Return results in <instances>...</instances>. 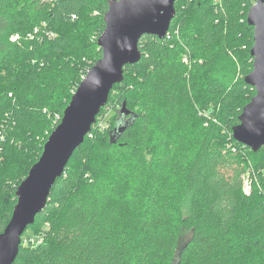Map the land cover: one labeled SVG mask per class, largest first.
<instances>
[{
	"label": "trees",
	"instance_id": "trees-1",
	"mask_svg": "<svg viewBox=\"0 0 264 264\" xmlns=\"http://www.w3.org/2000/svg\"><path fill=\"white\" fill-rule=\"evenodd\" d=\"M108 2L0 0V234L102 58ZM255 2L176 0L167 35L141 37L113 88L119 117L103 130L101 110L25 232L42 243L21 244L13 264H264V147L232 136L256 95L244 81Z\"/></svg>",
	"mask_w": 264,
	"mask_h": 264
},
{
	"label": "water",
	"instance_id": "water-1",
	"mask_svg": "<svg viewBox=\"0 0 264 264\" xmlns=\"http://www.w3.org/2000/svg\"><path fill=\"white\" fill-rule=\"evenodd\" d=\"M176 0H109L104 15L105 29L97 40L102 58L88 71L64 111L61 121L44 145L42 155L16 190L17 204L5 230L0 234V264H13L22 237L45 209L55 182L61 178L75 151L83 145L107 105L113 88L124 81L127 65L141 59L139 41L144 35L163 39L176 14ZM248 25L254 30L250 50L253 69L245 77L256 95L248 103L233 139L257 153L264 147V0L249 9ZM121 115L131 111L123 104ZM126 126L120 128V132Z\"/></svg>",
	"mask_w": 264,
	"mask_h": 264
},
{
	"label": "rangeland",
	"instance_id": "rangeland-1",
	"mask_svg": "<svg viewBox=\"0 0 264 264\" xmlns=\"http://www.w3.org/2000/svg\"><path fill=\"white\" fill-rule=\"evenodd\" d=\"M120 93H121V91L118 88L113 89V91L111 92V95L112 96H110V99H109V102H108L106 108L102 110V112H103L102 114L104 115V117H101L100 116V119H102L101 125H102V127H104V128H102L103 130L105 128L112 127L115 118L116 117H119L118 113L115 112L114 107L116 106L115 103L117 102L116 96L119 95ZM71 94H75V93H73V91H71ZM39 137H40V135H39ZM39 137H38V139H39ZM38 139H37V141H38ZM32 149L35 150L36 148H32ZM47 227H48V225H45V227L42 228L41 231H44V229H47ZM42 236L43 235H41V236H32V233L30 231H27V233H25L23 235V237H22V245H25L26 246L27 245V242H29V240L31 239V237H36L35 244H37L38 243V239L39 238H42ZM187 238H188V235L185 236V238L183 239V242Z\"/></svg>",
	"mask_w": 264,
	"mask_h": 264
},
{
	"label": "built area",
	"instance_id": "built-area-1",
	"mask_svg": "<svg viewBox=\"0 0 264 264\" xmlns=\"http://www.w3.org/2000/svg\"><path fill=\"white\" fill-rule=\"evenodd\" d=\"M17 38H18V37H15V40H17ZM15 40H14V41H15ZM251 189H252L251 182L247 179L246 184H245V192H246L247 194H249V193L251 192ZM30 242H31L32 244H35L36 240L31 239ZM38 243H42V238H39V239H38ZM28 244H29V243L27 242V245H28Z\"/></svg>",
	"mask_w": 264,
	"mask_h": 264
}]
</instances>
